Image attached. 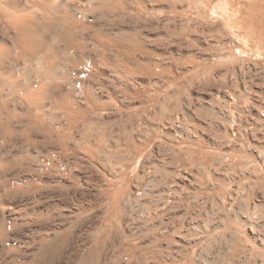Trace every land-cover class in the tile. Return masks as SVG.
Instances as JSON below:
<instances>
[{"label":"rangeland","instance_id":"obj_1","mask_svg":"<svg viewBox=\"0 0 264 264\" xmlns=\"http://www.w3.org/2000/svg\"><path fill=\"white\" fill-rule=\"evenodd\" d=\"M83 1L90 53L93 57L94 50L99 53L97 66L83 75L90 76L87 83L97 94H105V102L115 98L95 116L107 122L109 145L125 138L129 125L128 139L138 138L146 148L128 171L126 183L118 186L121 190L128 186L122 199L121 230L142 239L164 235L163 256L181 259L182 264H264V57L237 36L221 0H122V5L117 0ZM105 6L114 7L115 14ZM95 29L106 40L101 50L94 47ZM110 40L113 46L108 45ZM125 42L145 48L136 54L124 47ZM129 92L136 95L131 97ZM162 104L164 117L155 118L154 110L162 109ZM43 151L39 150L38 161L23 167L24 174L30 165L44 169L49 164ZM87 167H81L88 175L86 181H62L51 171L58 181L44 184L33 201L15 203L23 224L19 235L25 242L16 253L23 260L34 258L39 236L58 231L60 225L74 234L65 258L94 233L93 226L103 214L99 199L115 177L96 162ZM1 254L0 262L12 257ZM106 255L103 264L109 261Z\"/></svg>","mask_w":264,"mask_h":264},{"label":"bare ground","instance_id":"obj_2","mask_svg":"<svg viewBox=\"0 0 264 264\" xmlns=\"http://www.w3.org/2000/svg\"><path fill=\"white\" fill-rule=\"evenodd\" d=\"M203 1L202 3H204ZM117 3L122 5L123 1L117 0ZM221 4H224L225 8L222 10L224 14L226 13L229 24L238 32L237 36L246 39V44L251 46L247 47H250L249 49L256 47V51H253L264 57V0H221ZM86 7L83 0H0V247H3L0 249V257L2 251L12 255V257L9 256L10 259L4 260L0 264H49L54 262L57 264H103L104 256L108 251H112V256L108 258L106 255V261L107 259L109 261L104 264H182L181 259L177 260L170 256L165 258V253L163 256L161 243L167 240L164 235H152L142 239L136 237L135 234H125L120 228L119 221L124 216L122 199L128 186L125 185V189L122 190L121 187L118 189V186L126 183L128 171L139 157L144 155L146 148L144 144L137 142L138 138L137 140L134 137L128 139L129 125L125 129L126 137L112 141V144L109 145L110 134L108 135L106 130L107 122L104 123L95 116L98 115L97 112L108 109L109 104L114 102L115 98L111 96L113 101L105 102V94L98 93L100 94L98 95L91 88L92 84L87 83L90 81L87 79L90 76L83 75L84 72L88 71L89 73L91 68L97 66L96 55L99 54L97 50H94L95 57L90 53L89 28L85 24L84 16V12L87 11ZM105 7L108 11L110 10V14H115L114 7ZM95 31L98 39H96L94 47L101 50V47L105 46L106 40L99 30L95 29ZM111 40L108 45L113 46ZM123 44L133 53L142 52L145 48L137 42ZM250 61L252 60L250 59ZM211 63L213 62L211 61ZM128 95L134 97L136 93L129 92ZM161 108L159 111L155 109L154 113L151 111L155 118L164 117V111H166L164 108L166 107L163 105ZM133 123H130L131 126L134 125ZM146 144H149V141ZM39 150L47 152L46 159L49 164L44 169L28 165L27 174H24L22 169L26 164L31 163L34 159L38 161ZM78 153L82 155L81 158L76 157ZM188 154L191 159L194 158L192 150H189ZM95 162L110 171L115 180H111L113 183L105 192L103 191L102 200L99 199L103 207V214L99 217L98 223L94 222L95 225L92 229V233H94L90 237H86L81 245L78 243L77 248L73 249L74 253L70 252L71 255L67 256L68 258H65V248L70 243L71 237L74 236V234L70 235V229L63 230L65 226L60 225L59 230L54 231L55 234L41 235L42 237L39 236L40 234H36L37 237H40L37 242L34 238L31 239H34V242L38 243L40 247L38 246V251L35 255L33 254L34 258L30 261L23 260L18 255L20 254L18 249L25 248L22 246V244L25 245V242L19 235L22 231H18L23 224L19 223V219L22 218L15 211V203L24 199L33 201L32 199H36L40 194V188L44 184L52 183V179L55 178L58 181V177L62 181H73V179L86 181L88 175L85 174V170H81V167H87ZM77 168L80 170L77 171ZM51 171L56 172L58 177L52 175ZM105 180L107 179L105 178ZM105 182L107 184V181ZM59 183L61 184V182ZM73 188H77V186ZM136 192L140 195L142 191L137 187ZM71 197L73 198V196ZM80 219L82 220V218ZM44 232L46 234V231ZM167 247L170 245L168 244ZM25 255L27 256V254Z\"/></svg>","mask_w":264,"mask_h":264}]
</instances>
